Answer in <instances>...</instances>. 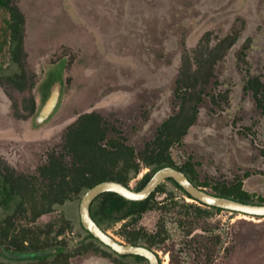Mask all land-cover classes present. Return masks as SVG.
I'll list each match as a JSON object with an SVG mask.
<instances>
[{
	"label": "rangeland",
	"instance_id": "rangeland-1",
	"mask_svg": "<svg viewBox=\"0 0 264 264\" xmlns=\"http://www.w3.org/2000/svg\"><path fill=\"white\" fill-rule=\"evenodd\" d=\"M11 1L22 42L9 40L15 18L1 9L0 163L26 180L11 204L0 197V239L10 251L55 252L0 264H148L82 228L86 189L59 204L41 185L50 154L85 114L98 117L72 142L96 155L78 182L118 172L135 190L154 167L148 144L184 105L194 120L171 147L174 165L208 193L264 205V0ZM55 82L59 104L36 126ZM149 197L141 213L101 228L147 245L160 264H264V217L206 207L167 181Z\"/></svg>",
	"mask_w": 264,
	"mask_h": 264
},
{
	"label": "trees",
	"instance_id": "trees-1",
	"mask_svg": "<svg viewBox=\"0 0 264 264\" xmlns=\"http://www.w3.org/2000/svg\"><path fill=\"white\" fill-rule=\"evenodd\" d=\"M11 3H12L11 0H0V10L7 9L12 12V15L15 19L13 22L9 24V30H10L9 40L17 47H19L21 46V42H22L23 18L20 15V13L16 10V8L11 7ZM185 112H186V107L183 105L178 114L169 117L162 124V128L159 131V134H157L156 138L153 140L151 144H148L149 147L146 149L147 150L146 153H148L149 155L148 164L154 165V167L152 168L150 174L143 176L139 185L135 189L136 191L142 189L147 184L151 176L157 170L163 167H173L177 170L182 171L187 176L184 168L176 167L170 156L171 147L185 135L186 130L192 125V122L194 120L193 115L192 117H187L185 115ZM97 117L98 116L93 113L85 114L81 116L74 125L69 127L63 137V143L59 155L56 154V151L54 150L49 156L48 165L44 166L43 169H41L40 171L41 185L47 186V189L49 191L55 193L54 201H53L54 203L61 204L66 200H70L73 197L80 194L83 191V189H86L87 191L95 184H98L103 181L112 180L126 185L129 176L123 175L122 173H118V172L117 173L109 172L108 174L100 176L99 178H96L95 180L88 183H81L75 179L76 177H78V174H81L82 176L88 174V172L85 171L86 170L88 171V168L91 166V163L89 162L91 158L90 156L96 155V150L90 152L89 154H86L84 152L82 153L80 151L78 152L75 149L76 143L74 144L72 142V139L77 135L78 130L82 128V126L86 122L94 123ZM67 156L70 157V159L67 160L66 158ZM76 171L79 172L77 173ZM187 178L195 186L199 187V185H196L192 181V179H190L188 176ZM24 180H26L25 177L20 175L15 176L13 172L9 173L8 168L5 166V164L0 163V197L1 195H4L6 199L4 202L6 203L9 202L10 204L13 202L14 189L16 188L18 183H21ZM166 181L171 182L175 188H177L180 192L183 193V195H185L189 199H192L173 180L168 179ZM27 183L31 187H33V189H35L34 183L32 182H27ZM42 188L43 187L38 189H42ZM158 188L159 186L156 188V190ZM38 189L36 190L38 191ZM42 190L40 191L42 192ZM156 190L154 192H156ZM213 195L224 198H230L229 195L222 193L213 194ZM149 198L150 197H148L143 201H128L115 193H110V192L104 193L93 201L90 208V212L94 221L101 227L100 222L104 221L105 219H117L119 221H122L138 213H141L147 208ZM230 199L247 203V201L244 198L238 195H235V197H232ZM210 208L216 209L218 211H222V209L219 208H215V207H210ZM89 236L93 238L90 234ZM125 243L147 246L145 244H138L134 239H127ZM40 249L41 248L35 247V249L32 252H26L22 248L16 251H12V250L10 251L9 248L4 246L2 240L0 239V256L6 259H12V260L39 259L42 257L50 256L55 252L54 250L42 251ZM29 254H35V256L33 258L19 257V255H29ZM133 257L138 259H143L138 256H133Z\"/></svg>",
	"mask_w": 264,
	"mask_h": 264
},
{
	"label": "water",
	"instance_id": "water-1",
	"mask_svg": "<svg viewBox=\"0 0 264 264\" xmlns=\"http://www.w3.org/2000/svg\"><path fill=\"white\" fill-rule=\"evenodd\" d=\"M60 88L61 85L59 82H55L51 86L48 98L34 118V124L36 126L44 124L54 113L60 101ZM168 179L173 180L188 196L192 198V200L201 205L246 215L264 217V205L243 203L230 198L210 194L195 186L182 171L173 167H163L157 170L151 176L147 184L138 191L112 180L95 184L85 191L79 203V218L82 228L99 243L103 244L119 256H138L145 259L148 264H160L159 258L153 250L145 246L120 242L110 236L94 221L90 208L97 197L109 192L115 193L128 201H143L147 199L158 186ZM34 256L35 254L19 255L21 258H33Z\"/></svg>",
	"mask_w": 264,
	"mask_h": 264
}]
</instances>
